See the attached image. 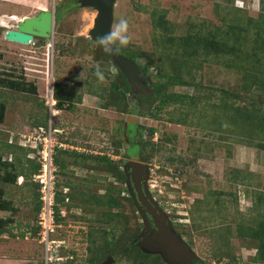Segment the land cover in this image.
Instances as JSON below:
<instances>
[{"label":"rangeland","instance_id":"374dc122","mask_svg":"<svg viewBox=\"0 0 264 264\" xmlns=\"http://www.w3.org/2000/svg\"><path fill=\"white\" fill-rule=\"evenodd\" d=\"M42 10L56 12L53 38L29 45L5 39L7 30ZM96 16L78 0H0V105L6 106L0 160L31 172L30 162L39 163L29 137L43 119L60 130V142L74 147L63 150L95 156L57 149L67 168L57 166L54 184L66 198L46 238L38 227L41 187L34 177L0 181L2 197L12 200L0 210L11 221L0 233V264H48L51 254L65 260L50 264H162L141 258L133 244L143 241L138 208L127 201L119 208L107 204L114 189L124 188L116 164L127 154L142 157L141 149L152 197L203 264H264L256 260L262 241L253 236L255 230L264 235V0H117L113 27L127 19L131 36L121 48L148 66L152 89L161 74L190 84L160 79L167 96L180 94L187 103L167 102L160 111V99L143 98L137 114L131 110L140 94L126 93L117 68L89 36ZM56 81L75 89L71 107L49 106ZM104 155L113 165L97 158ZM120 212L123 218L113 217ZM106 242H120L127 251L111 253Z\"/></svg>","mask_w":264,"mask_h":264},{"label":"water","instance_id":"95a60500","mask_svg":"<svg viewBox=\"0 0 264 264\" xmlns=\"http://www.w3.org/2000/svg\"><path fill=\"white\" fill-rule=\"evenodd\" d=\"M116 4L117 0H80L82 7H92L97 11L94 26L88 32L93 41L97 35H102L113 28ZM55 23L56 12L42 10L36 16L20 20L16 29H10L5 33V39L24 45L31 44L35 39H51ZM109 55L115 66L125 75L136 94L148 98L154 95V90L146 76L143 75L142 67L138 62L128 58L119 50L109 53ZM136 120V117L131 116L129 122L135 123ZM125 168L130 173L128 182L131 183L132 177L136 184V191L133 190L132 196L145 224L142 234L143 241L137 243L138 247L147 254L160 255L168 264H195L200 258L191 245L176 232L172 220L150 195L147 187L146 195L148 197L145 199L142 195L144 192L140 187V181L143 177L147 179L150 175L149 164L130 159L126 161ZM141 203L147 208V211L142 209ZM150 215L155 228L151 226Z\"/></svg>","mask_w":264,"mask_h":264},{"label":"trees","instance_id":"16d2710c","mask_svg":"<svg viewBox=\"0 0 264 264\" xmlns=\"http://www.w3.org/2000/svg\"><path fill=\"white\" fill-rule=\"evenodd\" d=\"M197 43L198 42H196L195 45ZM195 48L198 50V52L199 51L201 52L200 46H198V48L195 46ZM119 51L122 54H124L125 56H127L128 58L137 62L138 56H136V55L132 54L131 52L124 50L122 48H120ZM190 55H191V53H189L187 56H190ZM106 56H107L108 61L111 62L113 64V66H115V64L112 61V58L109 55V53H106ZM141 67H142L144 76H146V77L151 76L148 66H141ZM117 70L123 79L124 87L126 88V93L129 94L130 92H132L133 88H132L131 84L128 82V80L126 79L125 75L122 73V71L119 68H117ZM158 78H159L158 79L159 82L157 81V83L155 84V86L153 88L154 95L150 98L145 97L143 95L138 96L137 100L133 103V109L131 110V112L133 114L139 113V110H138L139 109L138 104L140 102L139 99H143V98L148 99V100H154L157 98L160 99L159 106H158L160 111H162L163 109H166V105L168 104L167 102L174 101V102L181 103V104L187 103L186 98L180 94H173L171 96H167L162 91L164 84L160 81V79H162V80L164 79V80H166L167 83H170L173 85H190L189 82L181 79L177 75L170 76L167 74H161L158 76ZM8 83H10V82H8ZM114 84H113L114 88H118L120 85V84H116V83H114ZM10 87H11V84H10ZM118 91H120V90L118 89ZM226 95H228V92H226ZM230 95L231 94H229L228 96H230ZM54 97L57 100V108L62 110L63 108H65L64 105L66 102L69 103L70 107H71V105H74V103L77 100V93H76L74 88H72L66 84H63L62 82L56 81L54 84ZM5 109H6L5 104H1L0 105V122H3V120H4ZM72 109H73V107H72ZM72 109H70V110H72ZM154 116L155 117L158 116L157 112L154 113ZM37 125L38 126L39 125L40 126L41 125L47 126V120L43 119ZM141 129H143V128H141ZM153 132H154V130H152V133ZM58 149L61 151V152L59 151L60 154L63 151L64 154H68V155L70 154V155L75 156V157L81 156L84 159L95 157V156H91L93 154L80 153V152H78V150L66 151V150H63L62 148H58ZM143 150L144 149H141V155L142 156L144 153ZM152 150L155 151L156 146L153 145ZM97 158H102L104 160V163L107 164L108 166H111L114 163L113 160L109 156H106V155L100 156V157L97 156ZM30 163H31L30 165L32 166L31 172H29L28 169H27L28 172L25 171V168L22 169L21 172H17V171H15V168H16L15 164L4 163L0 160V181L2 183H4L5 185L6 184H17V181H18L20 176L25 177L26 180L29 176H34L36 173H38V171L40 169V165L39 164H33L32 162H30ZM122 163H123V161L120 160V162L116 164V166L118 168L117 169L115 168V171L114 170L113 171H114V174L117 175V179L119 180V182L124 185V188L121 187V188L114 189V191H117V194L115 197H113V196L111 198L109 197L112 200L110 201V199H109L107 204L109 207H112V208L118 207L119 208L122 206V201H127V202H130L131 204H133L134 207H136L134 199L128 195V190H127V186H126V173L121 166ZM56 164L59 167L60 171H65V168H67V164L63 160L59 159L58 155L56 156ZM111 169L112 168H110V170ZM2 172H4V173H2ZM111 191L112 190H109L110 193H111ZM4 193H5L4 189L2 190V188H0V210L8 209L12 206V200H5L2 197V196H4ZM124 193H126L127 196L123 195ZM39 198H40V194L38 191V193H37V199H38L37 211L38 212L41 208V202H40ZM65 198H66V196L58 191V199H57L58 205L61 203H64ZM104 203H106V202H104ZM59 210H60V208H58V206H57V218L60 216ZM123 216L124 215L122 212L117 213V214H113V217L123 218ZM37 221H38V217H37ZM10 224H11V221L3 220L0 217V233H4V232L8 231L7 228ZM38 231H39V228L36 229V234L38 233ZM179 235L183 237V232L182 231L179 232ZM253 236H254V238L260 239L262 241V244L260 245V247L258 249V258H256V260L258 262L264 263V243H263L264 242V235L262 234V232H258V230H255V233L253 234ZM117 243H120V242H117ZM117 243L116 242H106L107 251H109L111 253L113 250L117 251L116 249L121 250V252L127 251V248L124 245H122L121 243L120 244H117ZM115 244H117L118 248H116ZM133 244H134V246H136L138 252H140L141 258L147 259V258H151V257H156V261H160L162 264H164L162 258L159 255L153 256V255L147 254L145 252H142V250L136 245V243H133ZM103 254H104V252L102 253V256H103ZM92 257L93 258L91 261L95 262V261H97L98 258L101 257V255L97 256V257H95V256H92Z\"/></svg>","mask_w":264,"mask_h":264},{"label":"built area","instance_id":"2783aa9c","mask_svg":"<svg viewBox=\"0 0 264 264\" xmlns=\"http://www.w3.org/2000/svg\"><path fill=\"white\" fill-rule=\"evenodd\" d=\"M47 102L49 106H57V100L54 97L52 91L51 95L49 93ZM60 133V130L53 127V124L48 126H40L36 135L29 137V141L33 144L31 148L35 150L40 169L37 174L34 175V181L39 185L40 188V214L38 217V227L41 229V235L46 238L45 230L48 231L49 235L51 229L56 226L57 218V206H58V191L55 187L56 182V173H57V164H56V155L57 149H67L69 146L66 143L60 142L57 134ZM26 137V136H25ZM63 214V213H62ZM46 241V239L44 240ZM49 242L48 239L46 241ZM55 243V242H53ZM57 244V242H56ZM58 246H61L58 244ZM53 247V246H52ZM52 250L51 247L48 248V253ZM47 253V254H48ZM69 259L66 257V260ZM64 261L65 258L57 257L53 258V254L47 257L48 264L53 263L54 261Z\"/></svg>","mask_w":264,"mask_h":264},{"label":"clouds","instance_id":"9594fccd","mask_svg":"<svg viewBox=\"0 0 264 264\" xmlns=\"http://www.w3.org/2000/svg\"><path fill=\"white\" fill-rule=\"evenodd\" d=\"M130 41L131 36L129 35V24L127 19L124 18H121L118 23H116V25L108 32L102 35H97V37L94 39V43L102 47L103 51L106 53L118 51L121 47L128 46ZM96 74L98 77L103 79V75L99 69L97 70ZM22 177L23 176H21L20 178Z\"/></svg>","mask_w":264,"mask_h":264},{"label":"flooded vegetation","instance_id":"af4514ba","mask_svg":"<svg viewBox=\"0 0 264 264\" xmlns=\"http://www.w3.org/2000/svg\"><path fill=\"white\" fill-rule=\"evenodd\" d=\"M78 4L80 5V0H78ZM146 79H147V77H146ZM148 81V80H147ZM149 82V81H148ZM150 83V82H149ZM138 135V134H137ZM128 155V160H130V159H133L129 154H127ZM143 157V156H142ZM142 157H140V158H138V159H135V160H137V161H139V162H141V163H146L145 161H144V159H142ZM128 160H125V161H123V163H122V168H123V170L125 171V173H126V186H127V190H128V195L130 196V197H132L133 198V190H135V188H136V184H135V182L133 181V179H132V177H131V180H130V182L131 183H129L128 182V177H129V175H130V173H129V171L128 170H126V168H125V163H126V161H128ZM146 164H148V163H146ZM150 176H151V173H150V175L148 176V178L147 179H145V177H143L142 179H141V181H140V187L142 188V190H143V192H144V194H142L143 195V197L146 199L147 197H148V195H146V187H147V189H148V191H149V193H150V195H151V189H150V184H149V180H150ZM136 191V190H135ZM152 196V195H151ZM147 202V201H146ZM157 202V201H156ZM159 203V202H158ZM142 204V203H141ZM160 204V203H159ZM136 205V204H135ZM142 206V209L144 210V211H147V208L142 204L141 205ZM137 207V206H136ZM153 208V207H152ZM163 209V208H162ZM164 210V209H163ZM165 211V210H164ZM166 212V211H165ZM166 214H168L167 212H166ZM139 215H141L140 213H139ZM149 215V214H148ZM169 216V215H168ZM140 217H142V216H140ZM170 217V216H169ZM143 219V218H142ZM171 219V218H170ZM172 220V219H171ZM150 222H151V226H152V228H155V224H154V222H153V220L151 219V215H150ZM173 223V222H172ZM173 227H174V224H173ZM143 228L145 229V224L143 223ZM174 229L176 230V232L179 234V232H178V230H177V228H175L174 227ZM141 238L139 237V239L138 240H140ZM138 240H137V242H138ZM108 261H109V259H107V260H105L104 261V263H107L108 264ZM115 261V260H114ZM113 261V262H114ZM111 264H112V262H111ZM195 264H203V262H202V260L201 259H199L198 261H196L195 262Z\"/></svg>","mask_w":264,"mask_h":264},{"label":"bare ground","instance_id":"6f19581e","mask_svg":"<svg viewBox=\"0 0 264 264\" xmlns=\"http://www.w3.org/2000/svg\"><path fill=\"white\" fill-rule=\"evenodd\" d=\"M7 6V5H6ZM8 7V6H7ZM9 9V8H8ZM6 12V11H5ZM11 16V15H10ZM6 17V16H5ZM25 17V16H24ZM28 17V16H27ZM12 19H17V17L15 16V15H13L12 17H11ZM143 25V24H142ZM92 25H90V27H89V31H90V29L93 27H91ZM88 29V28H87Z\"/></svg>","mask_w":264,"mask_h":264},{"label":"crops","instance_id":"0c3cea01","mask_svg":"<svg viewBox=\"0 0 264 264\" xmlns=\"http://www.w3.org/2000/svg\"><path fill=\"white\" fill-rule=\"evenodd\" d=\"M21 177V176H20Z\"/></svg>","mask_w":264,"mask_h":264}]
</instances>
